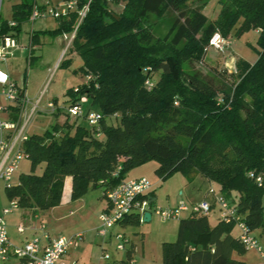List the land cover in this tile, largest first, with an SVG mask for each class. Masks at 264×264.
<instances>
[{
	"label": "trees",
	"instance_id": "obj_1",
	"mask_svg": "<svg viewBox=\"0 0 264 264\" xmlns=\"http://www.w3.org/2000/svg\"><path fill=\"white\" fill-rule=\"evenodd\" d=\"M86 1L78 0V8ZM187 2H90L72 41L81 62L73 72L85 80L77 90H66L65 105L86 95V109L102 114L100 136L82 117H67L41 134H31L24 142L31 172L21 173L16 184L5 187L10 201L25 209L47 210L60 203L66 176L72 179L70 197L77 199L89 187L116 185L129 177V169L155 159V172L162 179L179 172L187 178L188 190L207 187L205 198L216 183L251 231L264 227V0H218L214 20L202 6L188 7ZM35 3L14 4L16 25L0 18V37L18 35ZM110 3L121 5V10H111ZM166 13L172 14L168 32L155 38L149 17ZM77 20L72 11L49 33L71 32ZM250 29L259 30V57L253 64L236 62V81L229 93L201 72L185 70L184 63L203 59L215 32L240 37ZM69 65L70 60H64L59 67ZM148 76L154 82L149 89L144 84ZM109 117H119V123H107ZM40 163L43 169L36 173ZM151 196L154 203V189ZM208 215L189 213L178 220L176 240L162 243V264H246L232 257L247 250L232 233L234 222L217 216L211 226ZM138 223L139 216L131 214L119 225ZM119 263L131 264L129 258Z\"/></svg>",
	"mask_w": 264,
	"mask_h": 264
},
{
	"label": "rangeland",
	"instance_id": "obj_2",
	"mask_svg": "<svg viewBox=\"0 0 264 264\" xmlns=\"http://www.w3.org/2000/svg\"><path fill=\"white\" fill-rule=\"evenodd\" d=\"M17 1L19 0H0V11L2 15L8 16V5ZM40 1L42 0H38V2ZM52 1L55 2L58 0ZM187 6H202L203 12L209 19L215 18L220 8L218 0H188ZM109 8L115 12H119L121 10V5L110 3ZM171 16L172 14L169 13H166L162 17H156L153 14L150 15L148 23L152 28L155 38L164 37L167 34L170 27ZM34 24L35 28L44 26L51 28L55 27L56 21L52 17H49L38 19ZM29 27H31L30 23L23 24V28L26 29ZM69 33L70 32L63 33L62 35L50 36V38L49 36H42L45 41L36 51L37 57L30 63H28L27 60L24 61L23 54H21L18 47L17 49H13V51L19 50L15 56L12 55L13 57L11 56L6 61L0 63L2 68L10 70L12 76L17 79L19 85H22L24 80V85L28 92L26 95H28L29 98L35 100L38 98L41 91H44L40 103V107L42 108H44L48 100L53 101L54 98H57L54 102L57 105H61L64 93L68 87L81 84V82L84 81V77L80 75V72L75 74L72 71L78 68L76 64L79 60L76 59L78 54L72 51L73 43L70 49L65 53V58L59 60L65 45L63 44V46H60L57 39L61 36L63 40L66 41V36H68ZM23 36H26V34L24 33ZM51 37H54V39L52 45H49L47 40H52ZM257 38L258 34L253 29L246 31L240 37L231 36L230 45L225 47L223 51H217L209 46L202 60H190L184 63V68L186 71L201 72L217 87L221 88L225 86L226 93H229L233 83L236 81V62L238 60H244L249 64H253L258 59L259 53L255 47L257 46ZM64 60H70V64L72 60H75L76 63H73V65L71 64V67H73L72 69L64 66L59 67L58 64H61ZM86 105L87 104H85V108L87 107ZM57 112H60V110ZM57 112L54 114H50L48 111L36 112L28 124V134H41L49 129L55 122L60 124L63 123L66 118L65 114L61 113L56 118L55 114ZM68 119L72 120L71 117ZM107 123L117 124L119 123V117H109ZM43 166V163L37 164L34 169L35 172L40 173ZM157 166V160L150 159L139 166L129 169L127 175L129 177L144 176L149 179L154 189V205L160 207L176 205L180 202L176 201L178 197H180V191H184L185 189L184 185L188 182L187 178L181 173L176 172L162 179L155 172ZM29 172H31V161L28 158H24L19 162L18 169L13 176L12 182L17 183L21 173ZM192 176L198 179L197 173H194ZM4 186L5 182L0 181V212L3 208L10 206V200L6 195ZM213 188L215 194H218L217 185H214ZM103 189V187H89L81 197L77 199L70 198L71 201H63V203H59L60 205L58 204L57 207L54 206L53 208L47 209V212H42L40 218L35 220L36 222L43 223L46 227L45 230L52 235H63L67 238H71L76 234H82V237H80L76 244L67 252L65 256L66 260L77 258L82 264L106 263V260L102 258L103 238L98 235L101 224L99 221V214L106 202L105 197L102 196ZM262 202L264 205V197ZM23 209V207L18 205L17 208L13 209L12 213L6 216L11 232L10 235H12L15 229L14 224L22 217L21 213ZM150 211L152 212V217L149 221L114 227L115 231L124 233L128 242L125 243L124 249L118 250L116 249L118 240L113 236L111 237L112 243L107 244L105 249L110 254L112 260H127L129 258L131 264H162V243L176 240L179 221H162L154 214L153 209H150ZM217 211L216 205L209 213L211 226L215 225ZM232 233L238 235V229L236 227L233 228ZM252 234L261 244L262 251L264 252V227L253 230ZM238 255L237 253H233L232 257L236 259L235 256ZM242 256L245 257L247 261H264V258H261L260 254L253 249H247Z\"/></svg>",
	"mask_w": 264,
	"mask_h": 264
},
{
	"label": "built area",
	"instance_id": "obj_3",
	"mask_svg": "<svg viewBox=\"0 0 264 264\" xmlns=\"http://www.w3.org/2000/svg\"><path fill=\"white\" fill-rule=\"evenodd\" d=\"M92 0H87L81 8H78V0H58L56 3H46L43 8L35 3L28 22L33 24L38 19L52 17L59 19L68 16L72 11L78 14V20L73 30L66 36V45L60 59L71 46L75 37L77 27L88 11ZM10 26H15L14 21L9 22ZM230 45L227 37H223L219 32H215L210 38L208 47L211 46L217 51H223ZM18 47L16 38L5 34L0 40V63L6 61L13 54V49ZM59 59V60H60ZM145 71L148 68L144 69ZM151 77H146L145 86L149 89L153 85ZM77 90V86L74 88ZM44 91H41L38 98L30 99L23 87L16 84L10 75L4 71L0 65V96L3 104H0V181L5 182V186H11L13 176L18 169L19 162L27 158L24 149V142L29 138L27 127L36 112L48 111L54 114L60 110L66 118L78 119L85 118L90 126L95 127L96 136H100L101 112L94 109H86L88 102L86 95L80 98L70 106L57 105L54 101L48 100L44 108L40 107ZM120 167L112 173L116 175ZM256 181L261 184L260 176ZM152 184L147 177H125L114 186L104 188L102 195L105 197L107 206L99 214L100 228L98 234L101 236H113L118 243L116 249L122 250L125 243L128 242L123 232L115 231L114 227L119 226V222L131 214H137L139 221H145L144 213L152 212L162 221L179 220L184 214H209L214 206L217 205L218 218L224 222H234L238 229V239L246 249L256 250L261 258H264L262 246L252 234L248 225L241 214L238 213L234 204L220 192L215 194L214 188L209 190V198L198 202L188 203L180 201L176 205L168 207L156 206L153 203L151 191ZM17 201L11 200L10 206L5 207L0 212V264H6L11 259H15L18 264H80L78 261H67L65 256L69 249L76 244L82 234H76L74 237L67 238L63 235L50 237L45 234V243H41L39 238L26 241L22 245H15L9 237L7 230L6 216L17 208ZM24 226H18V232L24 231ZM102 258L106 260L105 264H120L119 260L111 259L110 254L105 248H102Z\"/></svg>",
	"mask_w": 264,
	"mask_h": 264
},
{
	"label": "crops",
	"instance_id": "obj_4",
	"mask_svg": "<svg viewBox=\"0 0 264 264\" xmlns=\"http://www.w3.org/2000/svg\"><path fill=\"white\" fill-rule=\"evenodd\" d=\"M36 1V3L39 5V6H44L46 3H56V2H58V1H52V0H42V1H40V2H38V0H35ZM20 2V0L19 1H17V2H15V3H11V4H9L8 5V16H5V15H2V13H1V11H0V18L2 19V20H6V21H8V22H10V21H12V13H13V5L14 4H17V3H19ZM220 9V8H219ZM219 9H218V12H219ZM0 10H1V8H0ZM217 15H218V13H217ZM217 15H216V17H217ZM215 17V18H216ZM49 18V17H48ZM215 18H211L212 20H214ZM45 19V18H44ZM55 21H56V25H54L55 27H47V26H44V27H41V28H35L34 27V23L33 24H31L30 22H25V23H27V24H31V27H29V28H23V24H25V23H23L22 24V26H21V31H20V33L18 34V35H16V36H14L16 39H17V41L19 42L18 44V49L20 50V52H21V54H23V59H24V61L25 60H27V62L28 63H30V62H32V60L34 59V58H36L37 57V55H36V51L38 50V48H40L39 46L41 45V44H43L44 43V38L42 37V36H49V38H50V36H53V35H51L50 33H49V31H52L53 29H55V28H57V26H58V19H55V18H53ZM253 30H255L256 31V33L259 35V30L258 29H253ZM24 33L26 34V36H23L24 35ZM37 35V36H36ZM36 36V37H35ZM34 38H37V43H34ZM228 39H229V41H230V43H231V40H230V38H231V36H229V37H227ZM51 39L52 40H47V42H48V44L49 45H52V43H53V39H54V37H51ZM0 40H1V37H0ZM58 40V43L60 44V46H63V44L64 45H66V43H64L65 41L63 40V38L61 37V36H59V38L57 39ZM28 43H26V42ZM22 42H25V43H22ZM27 44V45H26ZM65 48V47H64ZM64 48H63V50H64ZM15 49H17V48H15ZM68 49H70V47L68 48ZM19 50H15V51H13V56H15V54L19 51ZM67 52V51H66ZM65 52V53H66ZM62 53H63V51H62ZM62 55V54H61ZM12 56V57H13ZM65 56V55H64ZM63 56V58H65ZM11 57V56H10ZM61 57V56H60ZM26 58V59H25ZM60 59V58H59ZM77 60H78V62H77V64H76V66L78 67L79 66V64L81 63L80 62V57L78 56L77 58H76ZM76 60V61H77ZM73 63H76L75 62V60L73 61L72 60V62H71V64L73 65ZM71 64L68 66V68L69 69H72L73 67H71ZM59 65V64H58ZM4 71H6L9 75H10V77H11V79L16 83V84H18V82H17V79L16 78H14L13 76H12V73L10 72V70L9 69H7V68H2ZM71 71V70H70ZM73 71V70H72ZM73 73H75V72H73ZM76 74V73H75ZM80 75H81V73H80ZM82 76V75H81ZM84 80H85V77H84ZM81 82V81H80ZM80 82H78V83H80ZM84 82V81H83ZM82 83V82H81ZM19 85V84H18ZM76 85V84H75ZM75 85H72V86H75ZM20 87H23L24 88V91L26 92V94L28 93L27 92V89H26V87H25V85H24V80H23V82H22V85H19ZM72 86H70V87H72ZM70 87H68V88H70ZM66 92V91H65ZM28 96V95H27ZM67 96L65 95V93H64V97H63V101H62V104H66L65 103V101L67 100ZM31 99V98H30ZM33 100V99H32ZM57 100V98H54V100L53 101H56ZM3 103H5V102H3V99H2V97L0 96V104H3ZM214 185H217L216 183H211V185L210 186H212V187H214ZM206 186H208V185H206ZM71 187H72V179H71V177L70 176H66L65 178H64V188H63V193H62V198H61V202H60V204H62L63 203V201H71V197H70V193H71ZM218 187V186H217ZM5 188V187H4ZM184 191L183 190H181L180 191V197H178V199H177V201L176 202H179V201H185V202H192V201H195V200H199V199H201V198H205L206 196H207V193L205 192V190H206V188L207 187H205V189L204 190H202L201 189V186L199 187V188H197V189H194V190H192V191H190V190H188V188L186 187V183H185V185H184ZM203 191H204V193H203ZM65 193H66V195H65ZM64 195H65V197H64ZM59 204V205H60ZM106 206H107V202H105V204H104V206L102 207V210H101V212L106 208ZM57 207V206H56ZM53 208V207H52ZM13 212V211H12ZM11 212V213H12ZM42 212H47V210H40V211H38V210H33V209H29V208H24L23 209V211H22V217L20 218V220H18V222L17 223H15L14 225H15V229H14V231H13V233H12V235H10L11 234V232H10V230H9V223H8V220L6 219V222H7V230H8V234H9V237H10V240L15 244V245H22L23 243H25L26 241H28V240H31V239H34V238H39L40 239V241H41V243L43 244V243H45V234H47V235H49L50 237H56V235H52V234H50L48 231H46L45 229H46V227L43 225V223H41V222H36L35 220L36 219H39L40 218V214L42 213ZM10 214V213H9ZM18 214H20V213H18ZM27 214V215H26ZM217 216H218V211H217ZM27 216V217H26ZM209 216V215H208ZM151 219V218H150ZM209 223L211 224V221H210V218H209ZM217 223V219L215 220V224ZM19 225H23L24 226V231L22 232V233H20V232H18V226ZM99 235V234H98ZM101 236V235H100ZM102 238H103V240H102V243H103V248H105L106 246H107V244H111L112 243V239H111V236H106V237H104V236H101ZM236 257V259H238V260H242V261H244L246 264H264V261L263 262H256V261H247V259H245V257H243L242 255H238V256H235ZM261 257V256H260ZM73 260H76V261H78V262H80L77 258H74V259H72V260H67V261H73ZM14 262V263H13ZM81 263V262H80ZM6 264H18V262L15 260V259H11L10 261H8ZM82 264V263H81Z\"/></svg>",
	"mask_w": 264,
	"mask_h": 264
},
{
	"label": "water",
	"instance_id": "obj_5",
	"mask_svg": "<svg viewBox=\"0 0 264 264\" xmlns=\"http://www.w3.org/2000/svg\"><path fill=\"white\" fill-rule=\"evenodd\" d=\"M150 218H151V214H150V212H145L144 213V219H145V221H149L150 220Z\"/></svg>",
	"mask_w": 264,
	"mask_h": 264
}]
</instances>
